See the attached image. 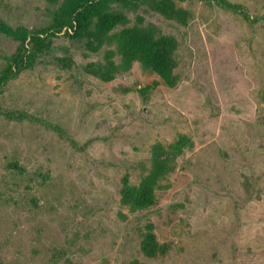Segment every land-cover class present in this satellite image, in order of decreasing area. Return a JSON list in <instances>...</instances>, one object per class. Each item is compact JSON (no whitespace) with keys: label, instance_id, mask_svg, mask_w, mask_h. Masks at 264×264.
Returning <instances> with one entry per match:
<instances>
[{"label":"rangeland","instance_id":"1","mask_svg":"<svg viewBox=\"0 0 264 264\" xmlns=\"http://www.w3.org/2000/svg\"><path fill=\"white\" fill-rule=\"evenodd\" d=\"M78 1L0 0V264H264V0Z\"/></svg>","mask_w":264,"mask_h":264},{"label":"trees","instance_id":"2","mask_svg":"<svg viewBox=\"0 0 264 264\" xmlns=\"http://www.w3.org/2000/svg\"><path fill=\"white\" fill-rule=\"evenodd\" d=\"M97 0H79L77 3H73L69 6L64 18L66 19L67 24L69 25V28L73 29L75 33H79L81 31H84L88 24V18L91 16L88 15V10L94 7V4ZM105 18H112V17H106ZM109 29L114 27V21L109 20ZM128 45L125 46L123 54L125 56V59H127V62H130L133 59H138L140 62L143 63H151L150 66L156 65L152 67L155 72H157L161 76V82L164 81L165 74H168V70L165 67V56L162 57L159 55L158 60H156V55H151L146 53L145 51L140 49V46L138 43H127ZM158 53V52H157ZM150 61V62H148ZM158 62V63H155ZM152 69V72H153ZM124 194L129 199L132 198V190L130 188H126L124 190ZM149 195V194H148ZM153 202L151 196H147L145 193H142L140 196V199L136 201V205L140 208H145ZM148 242L144 246V252L149 257H154L158 255H164L168 251V245L167 244H160L156 242L154 237H150Z\"/></svg>","mask_w":264,"mask_h":264}]
</instances>
